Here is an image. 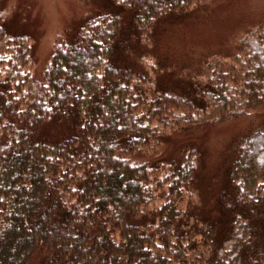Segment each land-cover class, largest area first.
I'll use <instances>...</instances> for the list:
<instances>
[{
	"label": "trees",
	"instance_id": "obj_1",
	"mask_svg": "<svg viewBox=\"0 0 264 264\" xmlns=\"http://www.w3.org/2000/svg\"><path fill=\"white\" fill-rule=\"evenodd\" d=\"M78 1L38 74L0 0V264H264V121L209 200L203 150L160 151L264 106V21L223 63L172 44L213 0Z\"/></svg>",
	"mask_w": 264,
	"mask_h": 264
},
{
	"label": "rangeland",
	"instance_id": "obj_2",
	"mask_svg": "<svg viewBox=\"0 0 264 264\" xmlns=\"http://www.w3.org/2000/svg\"><path fill=\"white\" fill-rule=\"evenodd\" d=\"M3 7L6 15L9 18L12 16L9 21L13 27L25 26L32 35L36 64L31 69L34 68L38 74L50 62L57 39L65 26L76 14L84 11L78 0H3ZM194 15H197L196 20L182 26V30L172 38L177 55L184 56L183 47L189 44L197 59L204 55L207 59L200 57L203 60L211 57L224 63L229 61L226 55L237 52L238 42L248 38L264 21V0H213ZM234 101H238V98L234 97ZM258 111L247 119L207 126L187 137L182 133H174L167 140V146H163L160 151L165 150L177 159L182 149L185 154H190V144L202 149L204 158L198 172V186L202 196L209 200L219 187V173L224 159L222 147L245 133L250 124L262 123L264 106ZM156 152H150L148 156H158Z\"/></svg>",
	"mask_w": 264,
	"mask_h": 264
}]
</instances>
